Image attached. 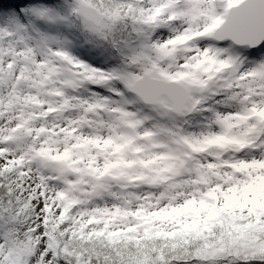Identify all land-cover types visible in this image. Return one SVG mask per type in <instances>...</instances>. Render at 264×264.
<instances>
[{
  "label": "snow or ice",
  "instance_id": "obj_1",
  "mask_svg": "<svg viewBox=\"0 0 264 264\" xmlns=\"http://www.w3.org/2000/svg\"><path fill=\"white\" fill-rule=\"evenodd\" d=\"M0 264H264V0H0Z\"/></svg>",
  "mask_w": 264,
  "mask_h": 264
}]
</instances>
